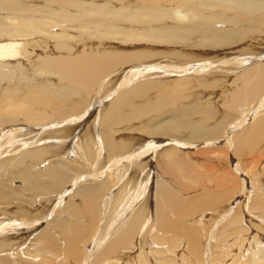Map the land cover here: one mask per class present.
<instances>
[{
  "label": "bare ground",
  "instance_id": "obj_1",
  "mask_svg": "<svg viewBox=\"0 0 264 264\" xmlns=\"http://www.w3.org/2000/svg\"><path fill=\"white\" fill-rule=\"evenodd\" d=\"M21 1L0 2V10L8 12L0 16V256H6L0 259V264H97L110 258L114 259L108 262L112 264H153V256L146 252L147 244L159 246L155 248L164 260L163 253L167 251L169 255L168 250L176 251L183 241L191 253L188 264H226L231 255V258L236 256L231 264H264L262 217V223H254L259 231L252 226L257 234L250 247L255 245L257 249L242 262L243 247L240 246L238 253H231V244L230 248L226 245L229 251L218 246L234 233H248L250 228L239 224L246 213L243 211L239 220H232V225L223 226V233H217L221 221L238 214L230 211L234 201L242 194L250 196V191L246 192L251 189L242 173L241 160L246 152L256 151L264 139V0H104L111 11L107 7H87L82 0H54L59 8L53 12L29 8L22 10L26 15L14 16ZM75 3L76 11L70 14L69 7ZM110 5L117 6L118 10ZM167 17H173L177 23L164 27L161 21ZM66 22L79 23L80 31L84 29L83 44L93 37L96 43L87 42L80 51L77 46L82 44L72 45L73 41L77 42L73 40L76 36L68 31ZM36 34L47 38V44L54 37L56 49L49 45L58 49L60 56H48V47L40 50L42 40H32ZM260 35L263 36L260 43L251 46L250 41H258ZM197 38V43L207 44L209 52L219 48L220 52L229 50L222 52L221 59L220 54L206 58L202 53L189 51L195 47L191 40ZM143 41L159 43V46L164 41L182 44L173 50L177 45L174 43L169 51L132 49L117 44ZM166 43L163 47H168ZM238 53L243 58H234ZM228 55L235 56L226 58ZM43 71L46 73L42 75ZM156 72L161 75H151ZM142 73L151 76H141L143 79L135 80L132 88L122 90ZM172 73L180 77L167 79ZM227 73L233 76L226 79ZM217 75L221 77L213 78ZM13 83H17L15 87ZM216 85L225 90L231 88L224 92L223 105H218L219 108L214 107L215 101L203 102L200 97L202 90ZM111 89L116 93L107 96ZM143 100L152 104L146 106V102L140 103ZM185 100L190 104L185 102L186 108L182 105V109H173L178 116H173V122L159 126L155 125L157 122L141 124L146 128L144 134H132L129 122L146 118L153 104L161 110ZM217 116L220 121H214ZM175 131L180 133L178 137L190 139V143L206 137L223 139V148L229 150V159H233H226L228 164L217 165L221 168L214 165L218 160L212 162L214 167L205 164L204 172L199 171L205 177H193L196 169L191 173L185 162L187 158L175 146L179 143L176 137L162 138ZM214 143L210 145L215 146ZM166 146L171 149L163 151ZM154 157L159 165L154 163ZM66 159L75 161L67 169L64 168ZM60 163L66 165L62 167ZM237 163L242 165L237 167ZM43 164L44 169L35 171L37 167L33 165ZM200 165H204L203 161ZM226 165L229 174L227 170L223 172L222 167ZM9 171V176L4 178L9 184L1 182ZM254 173L250 175L257 184L255 202L249 205L246 201V208L249 212L253 208L262 209L264 213V173ZM166 175L174 180L195 178L206 182L198 187V198L186 200ZM208 177L211 178L208 180ZM15 179L23 183L14 185ZM52 193L55 197L52 203L32 214L36 209H32L33 204L39 201L40 195ZM62 202L61 213L66 216L62 214V219L55 217L51 223L47 221L50 225L42 229ZM20 203L23 205L18 206ZM202 209H209L210 213H200ZM110 214L114 215L112 221L103 224ZM208 214L212 218L209 223L205 220ZM25 216V223L17 221L18 217ZM39 229L38 236H34ZM215 233L221 237L215 236L214 242L209 236ZM30 238L25 252L32 254L30 257L41 254L42 260L38 262L35 257H29L12 263L11 252L21 251ZM35 244L37 251L31 250ZM160 244L168 245L161 249ZM135 247L139 248L140 256H134ZM255 254H259L258 259ZM211 256L214 257L210 262ZM60 257L61 261L57 262ZM174 259L175 254L165 258L164 264H173Z\"/></svg>",
  "mask_w": 264,
  "mask_h": 264
},
{
  "label": "rangeland",
  "instance_id": "obj_2",
  "mask_svg": "<svg viewBox=\"0 0 264 264\" xmlns=\"http://www.w3.org/2000/svg\"><path fill=\"white\" fill-rule=\"evenodd\" d=\"M5 2V1H8V0H1L0 2ZM56 2H58V0H55ZM60 1H63V0H60ZM64 1H66V0H64ZM84 3H86V6L88 5L89 7H91V8H94L95 6V8H102V7H107V6H105L106 4V2L104 1V0H82ZM56 2L54 3V0H22L21 1V5H20V9L19 10H17L16 12H14V16H16L17 15V17H18V15L19 14H21V15H26V13H24L22 10L23 9H29V8H41V9H43V10H48V11H51V12H53V10H57L59 7V5L58 4H56ZM89 4H88V3ZM40 4H42V5H40ZM93 4V5H92ZM41 6V7H33V6ZM76 3H75V5H74V7H69V10H68V12L70 13V14H74L75 13V11H76ZM83 5V4H82ZM85 6V7H86ZM87 6V7H88ZM112 5H110V7H111ZM113 7V6H112ZM129 7V6H128ZM74 8H75V10H74ZM108 8V7H107ZM114 10H118L117 8V6H115L114 5ZM73 9V10H72ZM109 9V8H108ZM2 10V11H1ZM0 10V16L2 15V14H4L3 16H5V14H8V12H6L5 10H3V9H1ZM110 11H111V9H109ZM20 12V13H19ZM20 16V15H19ZM167 18H169V17H167ZM172 21V22H171ZM161 22H163V23H161ZM160 23H161V25H163L164 27H166V28H170L174 23H177V20H174L173 19V17H171V18H169V19H162V21H161ZM69 23H70V25H69ZM166 23V24H165ZM64 24H68V25H66L68 28V31L69 30H71V32H72V35L73 36H76V38L75 39H73V40H76L77 42L75 43V41H73L72 42V45L74 44H82V45H80V46H77L78 48H80V51L83 49L82 47H83V45L84 44H86L87 42H90V44H95L96 43V38L95 37H93V38H91V40H90V38H88V40L86 39L85 40V43L83 44V36H82V31H84V29L83 30H81L80 31V28H79V23L78 24H73V25H71L72 24V22H66V23H64ZM225 24V23H224ZM224 24H221V27L222 26H225ZM71 27H77L78 28V30L76 29L75 30V28H72L71 29ZM54 30V29H53ZM56 31V30H55ZM79 33V34H78ZM55 34H57L56 32H55ZM54 33H53V35H55ZM81 36V38L79 37V36ZM122 35H124L123 33H122ZM35 36V38L34 39H32L33 41H40V40H42V42H43V44L42 45H40L39 46V48L41 47V48H43V49H46V47H48V49H49V51H48V49H47V52H49L50 54H48V56L50 55V57H53V55H59L60 53L58 52V49H57V51L55 50L56 49V47L55 46H57V41L55 40V38L53 39L52 38V40L51 41H48V44H47V42H46V40H48L47 38H46V40L45 39H42V37H41V35L40 34H36V35H34ZM33 36V37H34ZM37 36H38V38H37ZM47 36V35H46ZM262 35H260L259 36V40L257 41H254V40H252V42L250 41V44H251V46H253L254 44H258V43H260V39H262L263 38V36L261 37ZM41 37V38H40ZM37 38V39H36ZM51 39V38H50ZM93 40V41H92ZM46 43H45V42ZM54 41V42H53ZM191 41H193L192 43L193 44H195V47L193 48V50H189V51H193L194 53H202V54H204L205 55V57L206 58H211V57H213V56H215V55H218V54H220L221 56H219V59H221V58H223V55H222V52L224 53V52H226L227 51V49L229 50V48H227V49H224V50H222V52H220V48L219 49H215V50H212V51H207L206 49H207V44L206 43H197V41H199V39L197 38V39H194V40H191ZM53 42V43H52ZM81 42V43H80ZM167 41H164V42H161L162 44V46H159L160 44L159 43H151V42H146V41H143V42H135V43H121V42H117V44H118V46H128V47H131L132 49H150V48H157V49H159V50H166V51H169V49H170V47L172 46V45H175V44H177L175 47L173 46V50L174 49H178L179 47H178V45H181L182 43L181 42H178V41H175L174 43H170V42H168V44L166 43ZM39 43V42H38ZM56 43V44H55ZM121 43V44H120ZM141 43V44H140ZM166 43V45L168 46V47H163V45ZM180 43V44H179ZM49 44H51V46H53L54 48L52 49V47H50V45ZM157 44V45H156ZM37 45V44H36ZM98 45V44H97ZM132 45H134V46H132ZM203 45V46H202ZM112 46H116V44H113ZM45 47V48H44ZM76 47V46H75ZM204 47V48H203ZM242 47H245V46H242ZM41 48H40V50H41ZM51 48V49H50ZM164 48V49H163ZM248 48V47H247ZM171 49V50H172ZM209 49H211V48H209ZM199 50H202V51H199ZM206 50V51H205ZM45 51V50H44ZM196 51V52H195ZM206 53H205V52ZM207 52L209 53V54H207ZM55 53V54H54ZM77 53H79V52H77ZM60 56V55H59ZM235 55H228V56H226V58H233ZM243 55L242 54H240V53H238L234 58H243L242 57ZM225 58V57H224ZM214 59V58H213ZM209 60H212V59H209ZM233 61H234V59H233ZM203 63H205V61H202ZM212 62V61H211ZM41 64H42V62H40V66H41ZM166 65H167V63H165ZM216 64V63H215ZM24 65V64H23ZM169 66L171 65V64H168ZM38 66L39 65H37L36 66V68H38ZM232 66V65H231ZM230 66V67H231ZM42 67V66H41ZM123 67H126V65L125 66H123ZM40 68V67H39ZM43 68V67H42ZM34 72V70L32 71V73ZM44 73H42V75L43 74H45L46 72L45 71H43ZM192 72H189V74H191ZM147 73H142L141 75H137V76H135V77H133V80H132V84H128V85H126V87L124 88V89H122V90H125V91H127L128 89H130V88H132V85H136V83H134L135 82V80L137 81V79H143V78H146V77H150L151 75L152 76H159V75H161V74H157V72L156 73H151V75H146ZM148 74H150L149 72H148ZM172 75V76H171ZM169 77L167 76V79H176V78H179L180 77V75H178V74H171ZM228 77H225L226 79L228 78H231V77H229V76H231L232 74H229V73H227L226 74ZM139 76V77H138ZM141 76L143 77V78H141ZM233 76V75H232ZM214 77H221V76H213V78ZM45 80V79H44ZM40 83L41 82H43V81H39ZM134 83V84H133ZM14 84V83H13ZM15 84H17V83H15ZM15 84L14 85H12V87H15ZM213 90H212V89ZM211 88H209V89H207V90H202V95H200V97L202 98V101L203 102H208V103H213L214 101H215V103H217V105H215L214 107H216V108H219V106H222L223 105V102H222V98H223V96L225 95V93L224 92H227V90H230V89H227V90H225L224 88H223V86L220 88V86H218V85H216V86H214V87H211ZM216 88V89H215ZM122 90H120V91H122ZM225 90V91H224ZM113 91V92H112ZM205 91H206V93H205ZM208 91V92H207ZM222 91V92H221ZM116 92H114V89L112 90H110V91H108L106 94H107V96L108 95H114ZM118 93V92H117ZM222 93V94H221ZM229 93V92H228ZM197 94V93H196ZM204 95V96H203ZM206 95V96H205ZM222 97V98H221ZM111 100V98H109V99H107L106 101H110ZM207 100V101H206ZM221 100V101H220ZM144 101V100H143ZM141 101L140 103H145L146 101ZM220 101V102H219ZM185 102H187L186 104L187 105H189L190 103H189V100H185V101H183L182 103H175L176 105H169V106H167V108L165 107V109H161V110H158V109H156L157 108V105L156 104H153V106H152V109H155V110H153V111H151L150 110V113H149V115L148 116H146V118H145V116H144V118H142V120L141 121H135V123L134 122H132V123H130L129 122V124H131L130 125V128H132L133 129V132L132 131H130V132H132V134L133 133H140L141 135H143L144 134V131L146 130V128H144V127H141L142 125L141 124H147V125H153V124H155L156 122V124L155 125H157V126H159V125H161V124H166L167 122H173L174 120V117H178L176 114H174V110H175V108L177 107V109H182L183 108V106L185 105ZM147 103V105L146 106H150V104H152V102L151 103H149L148 101L146 102ZM192 104H194L195 106H197V104H195V102L194 103H192ZM183 105V106H182ZM219 105V106H218ZM107 106V105H106ZM171 106V107H170ZM174 106V107H173ZM148 108V107H147ZM184 108H186V106H184ZM174 109V110H173ZM158 112V113H157ZM162 113V114H160V113ZM173 112V113H172ZM156 113V114H155ZM174 116V117H173ZM197 116L194 114L193 116H192V118H196ZM221 117H223V116H221ZM157 118V119H156ZM216 118H218L217 120H214V121H220L221 120V118H220V116L218 117H216ZM156 119V120H155ZM159 119H161V120H159ZM152 120H154V121H152ZM160 122H159V121ZM159 122V123H158ZM215 123V122H214ZM250 123V122H249ZM248 123V124H249ZM129 124L128 125H126V124H124V126L125 127H127V126H129ZM247 124H245V126H246ZM132 126V127H131ZM134 126H138L137 128L135 127L134 128ZM146 126V125H145ZM156 126V127H157ZM139 127H141V130H140V128ZM163 127V126H162ZM122 128V127H121ZM123 130H125V128H122ZM127 133H129V131H127ZM130 134V133H129ZM161 134V133H160ZM171 134V135H170ZM170 134H165V135H163L162 136V138H163V140H167L168 138H175L176 137V140L179 142L178 144H176L175 146H178V147H180V151L183 153L182 155L185 157V158H187V160L185 161L187 164H189V166L188 167H190V171H191V173H193L195 170L194 169H196V171L194 172V174H193V177H194V175H196V176H200V178H204L203 176H201L200 175V172L199 171H203V168L204 167H206V166H208V167H210L213 163H215L217 160H218V162H216L214 165H216V168L217 167H220L221 168V166H217V165H219V164H222V165H224V163H226V164H228L227 163V160H229V161H231L233 158H231V160L229 159V156H230V154L228 153V151L229 150H225L223 147H224V143H225V141L222 139V140H219V141H217L218 139L217 138H210V137H206V138H203V139H198V140H192V143H190L189 142V140L190 139H187V137L185 138L184 136L183 137H178L179 135H180V133H178V134H176V131L175 132H170ZM131 135V134H130ZM162 135V134H161ZM170 135V136H169ZM168 137V138H165V137ZM209 138H210V141H209ZM185 139H187V140H185ZM205 139H207V141L205 140ZM170 140V139H169ZM211 140H214V141H211ZM264 140V139H263ZM263 140H261L260 142H259V144H258V146L256 147V151H254V152H246L245 154L247 155H243V156H245V157H242V160H241V162H243L242 164L244 165V167L242 168L243 169V171L244 172H242L243 174H245V179H247L246 181H249V182H247V185H248V189H251V190H247L246 192H248V191H250V196H249V194H242L240 197H238L237 199H236V201H234V203H233V205H234V207L232 208V210L230 209V211H232L231 213H238L236 216L234 215L232 218L231 217H227V218H225L223 221H221V227H220V224H219V228H218V230H217V233L218 234H221V233H223L224 232V227L223 226H225V227H227V226H229V225H232V220H234V221H236V220H239L240 218H241V215H243V211L246 213L245 215H243V218H242V220L241 221H239L240 223L239 224H241V225H244V226H246V227H248V228H250L247 232V234H244V232L242 231V232H240V235H238L237 233H234L232 236H231V238H228V240H227V242L225 241V243H223V245L222 246H218L219 248L221 247L222 249H225L226 251H229V249L227 248V246L228 245H230L231 247L233 246V248H230L229 246V248L231 249L230 251H231V253H238L239 252V248H240V246L241 247H243L244 249L243 250H245L244 251V255L242 256V258H241V262L243 261V260H245V257L250 253V252H252L254 249H257V247L254 245V246H252V247H250V242H251V240L253 239V237H255L256 236V234H257V231H255V230H253L252 228V226H254V229L256 228V230H258L259 229V226H257V225H255L256 223H262V221L260 220V217H262V220H263V224H264V213H263V211H262V209H257V208H253V210L251 211V212H249V211H247V208H246V204L247 203H245L246 201H249L250 202V204L249 205H253V203L255 202V191L254 190H256V188H257V184H255L256 182H254L253 181V176L252 175H250L251 174V172L253 171V174H255L254 173V171H259V173H264V152H262V151H264V141ZM191 141V140H190ZM200 141V142H199ZM213 142H215L214 144H215V146H211L210 144H212ZM190 143V144H189ZM168 144H170V142L168 141ZM174 144V143H173ZM183 144H186L188 147H182L181 148V145H183ZM167 145V144H166ZM263 145V146H262ZM216 146H217V148H216ZM260 146H261V148H260ZM220 147V148H219ZM226 147V146H225ZM197 148H198V150H197ZM167 149H171V147H168V146H166L165 148H164V150L163 151H165V150H167ZM174 149H176V148H174ZM183 149V150H182ZM214 149L216 150V151H219L220 150V152L218 153V152H216V151H214ZM228 149V148H227ZM201 150H204V151H201ZM262 150V151H261ZM162 151V152H163ZM188 151V152H187ZM190 151V152H189ZM194 151V152H193ZM200 151H201V153H200ZM192 152V153H191ZM196 152V154H194ZM203 152V153H202ZM224 152H226V154H223ZM262 152V153H261ZM217 153V154H216ZM223 155H222V154ZM252 153H254V154H252ZM219 154H221L222 156H220ZM251 154H252V156H251ZM258 155V159H256V155ZM201 155H203V156H201ZM219 156H220V158H219ZM223 156H224V158L225 159H223ZM227 156V157H226ZM256 156V157H255ZM101 157V156H100ZM100 157H99V159H100ZM232 157V156H231ZM262 157V158H261ZM160 158V157H159ZM162 158V157H161ZM219 158V159H218ZM206 159V160H205ZM215 159V160H214ZM222 159V160H221ZM227 159V160H226ZM53 160H55L54 162H58V159H53ZM67 161L66 162H64V163H66L65 165L67 166H65L63 163H60L59 165H62V167H63V165L65 166L64 168H68V167H70L71 165L70 164H73L75 161H71V159H66ZM72 160H74L73 158H72ZM195 160V161H194ZM225 162H224V161ZM235 160V159H234ZM71 161V162H70ZM154 163H156V165H159L158 164V161H157V158H155L154 157ZM192 161V163H190ZM202 161H203V166H201L200 164H202ZM205 161V162H204ZM207 162V163H206ZM213 162V163H212ZM255 162V163H254ZM257 162V163H256ZM195 163H197L196 165H195ZM254 163V164H253ZM34 164V163H33ZM205 164H206V166H205ZM242 164H240V163H237V167H240ZM27 165H28V162H27ZM26 165V166H27ZM36 165H38V164H36ZM36 165H33L34 166V168L35 167H37V168H35V171H37L36 169H44V166H45V164H43L42 166H36ZM47 166H49V165H51L50 163H47L46 164ZM195 165V166H194ZM187 166H185L186 168H188ZM29 167V166H28ZM158 167V166H157ZM195 167V168H194ZM212 167H214L213 165H212ZM228 167L229 166H225V167H222V169L224 170L223 172H225L226 170H227V173L226 174H229V172H228ZM253 167H255V168H253ZM159 168V167H158ZM215 168V169H216ZM235 169H236V167H234ZM259 168V169H258ZM10 169V168H9ZM13 169H17L16 168V166H14L13 167ZM160 169V168H159ZM214 169V171H217V170H215ZM219 169V168H218ZM194 170V171H193ZM205 170V169H204ZM71 171V170H70ZM71 172H73V171H71ZM204 172V171H203ZM9 173H10V171L8 172V175L6 174L1 180V182H3L5 179L4 178H7L8 176H9ZM232 174V173H231ZM248 174V175H247ZM130 175V174H129ZM167 176V178H169V179H171V181L174 183H172L173 185H174V187L176 188V189H179L180 191H182L183 192V195H184V199H186V200H190V199H192V198H198L199 196H198V194L196 193V192H198L200 189H198V187H201L202 185H203V183H205L206 181V179H199V181H201V183L199 184L198 182L199 181H197L195 178H193V180H191L190 178H183V179H185V180H182L181 178H177V180L175 179H173V177L172 176H170V175H166ZM235 176V174L233 175V177ZM262 176H264V174L262 175ZM131 178V180L133 179L132 178V176H130ZM211 177H208V180L210 179ZM197 181H195V180ZM244 179V180H245ZM180 180V181H179ZM15 181H17V182H15ZM15 181L13 182L14 183V185L15 184H17V185H21L22 183H23V181L22 180H20V179H15ZM87 181V180H86ZM92 181V180H91ZM182 181V182H181ZM195 181V182H194ZM192 182V183H191ZM251 182L253 183V184H251ZM4 183H7V184H9V180H7V181H4ZM136 183V182H135ZM135 183H134V186L135 187H137V189H139V186H136L135 185ZM249 183V184H248ZM182 184V185H181ZM212 184V183H211ZM251 184V185H250ZM0 186H1V184H0ZM185 186H187V187H185ZM253 187V188H252ZM261 191H262V189H261ZM190 192V193H189ZM13 194H15V195H17L16 193H14L13 192ZM195 196H194V195ZM253 194V195H252ZM51 195H53V193L52 194H49V195H40V199H39V201H35L34 202V204L33 205H35L32 209H35V210H33L32 211V214H34L35 213V211H38V210H40L41 209V207L42 206H45V205H49V203L51 204L52 203V201L54 200V198L55 197H52ZM193 195V196H192ZM244 195V196H243ZM39 196V195H38ZM38 196H36L37 198L36 199H38ZM249 196V197H248ZM191 197V198H190ZM52 198V199H51ZM49 201V202H47V200ZM239 199V200H238ZM46 200V201H45ZM238 200V201H237ZM38 202H40V203H38ZM24 203H25V201H24ZM47 203V204H46ZM42 204V205H41ZM63 204H64V202H62V204H61V206L59 207V208H61V209H59L58 208V210H55L54 211V213L52 214V216L48 219V220H46V222L41 226V228L42 229H44V226L46 227V226H48V225H50V223L52 222V221H54L56 218L58 219L59 217L62 219V218H64V216H66V214L65 213H61V210L63 209ZM241 204V205H240ZM243 204L245 205L244 206V208H243ZM23 205V203H20V205H18V206H22ZM29 205V204H28ZM16 206H17V204H16ZM24 206H27V205H24ZM225 206V205H224ZM240 206H242V211L241 212H239V207ZM24 208V207H23ZM125 208V207H124ZM123 208V209H124ZM241 208V207H240ZM209 209H207V210H204V209H202L201 211H200V213H210L209 211H208ZM260 212H259V211ZM258 212V213H257ZM64 216H63V215ZM199 215V213H197L196 214V216H198ZM211 214H208L206 217H205V220L207 221V223H209V221L210 222H212V218H210L211 216H210ZM222 215V214H221ZM54 216V217H53ZM111 216V217H110ZM110 216H108V217H106L105 218V220H103V224H107V223H110L111 221H112V219L111 218H114L113 216V214H110ZM195 216V217H196ZM56 217V218H55ZM194 217V218H195ZM207 218V219H206ZM209 218V219H208ZM229 218H231L229 221H228V219ZM234 218V219H233ZM22 219V220H21ZM25 219V220H24ZM28 219H32L31 217L30 218H28ZM51 219V220H50ZM17 221H20V222H24V221H27V217L25 216V217H18L17 218ZM47 221H49L50 223L49 224H47L48 222ZM231 221V222H230ZM227 223L226 225H224V223ZM230 222V223H229ZM25 223V222H24ZM229 223V224H228ZM255 223V224H254ZM46 224V225H45ZM223 224V225H222ZM29 229V228H28ZM25 230V229H24ZM27 230V229H26ZM40 229L37 231V234H35L34 236H38V234L40 233ZM259 231V230H258ZM217 233H215V234H213V235H210V236H212L211 238H210V236H209V239L210 240H213L214 242H215V240L216 239H213V238H215V236L217 237H221V235H217ZM245 235V236H244ZM248 235V236H247ZM214 236V237H213ZM243 236V237H242ZM249 237H250V240H249ZM239 238V239H238ZM2 239V238H1ZM218 239V238H217ZM245 239V240H244ZM6 240V239H5ZM31 240H32V238H30L29 239V241H28V243L27 244H25V245H22L23 246V248L21 249V251L20 250H18V251H20L19 252V254H17L18 253V251H13V252H11V256H10V258H12V259H10L11 261H12V263L14 262H16V261H18V262H20V261H24V260H28L27 258H29L30 257V255H32V254H30V253H28V252H25V250L27 251V247H29V245H30V242H31ZM234 240V241H233ZM243 240V241H242ZM7 241V240H6ZM240 242V243H239ZM219 243H221V242H219ZM243 243V244H242ZM245 243V244H244ZM248 243V244H247ZM151 243H149V244H147L148 245V248L146 249V252H147V254H150V255H152L153 257V261H154V263L153 264H164V262L166 261L165 260V258L167 259L169 256H172V255H174L175 254V259H174V261H173V264H188L187 262L188 261H191L190 259H191V253L187 250V244H185V242L183 241L182 242V244H181V246L180 247H178L177 249H176V251H172V250H168V252H170L169 253V255H168V253H167V251L165 252V253H163V259L164 260H161L162 259V253H161V255L159 254V252H157V251H160L159 249H156L155 247H159V246H157V245H155V244H153L152 246L150 245ZM232 244H234V245H232ZM247 244V245H246ZM146 245V246H147ZM161 246V249H166V246L165 245H168V244H160ZM227 245V246H226ZM243 245V246H242ZM226 246V247H225ZM235 246V247H234ZM263 246H264V244H263ZM218 247H217V251L218 250H220V249H218ZM31 250H33V251H37L36 250V248H37V245L35 244V245H32L31 246ZM234 248H235V250H234ZM135 249V250H134ZM133 250H132V252L134 253V256H138L139 255V253H140V251H139V248H138V250H137V247H135ZM173 249V248H172ZM228 249V250H227ZM232 249L234 250V251H232ZM241 249V248H240ZM186 250V251H185ZM243 250H241L242 252H243ZM139 251V252H138ZM153 251H154V253H153ZM255 251V250H254ZM258 251V250H257ZM149 252V253H148ZM14 253V254H13ZM257 253V252H256ZM127 254H129L128 252H127ZM136 254V255H135ZM6 255H8L7 253H6ZM39 255V256H38ZM38 255H36V256H34L35 257V261H38V262H40L41 260H42V257H41V254H38ZM221 255L222 254H220V257H221ZM237 255V254H236ZM256 255V258L258 259V256H259V254H255ZM140 256V255H139ZM157 256V257H156ZM165 256V257H164ZM168 256V257H167ZM204 257L203 258H205V254L203 255ZM227 256V255H226ZM260 256H261V254H260ZM4 257H6V256H4ZM3 256H0V259H3L4 258ZM33 256H31L30 258H34ZM62 258H63V256H61ZM61 257L59 258V261L57 260V262H60L61 261ZM156 257V258H155ZM182 257V258H181ZM213 257L214 256H211V258H210V262H211V260H213ZM228 257V256H227ZM230 257V261L229 262H227L226 264H231V262L232 261H234V258L236 257H233V258H231L232 257V255L231 256H229ZM22 258V259H21ZM185 258V259H184ZM24 259V260H23ZM183 259V260H182ZM197 259V258H196ZM113 261L114 259H109V260H107V261H102V260H100L99 262H96L97 264L98 263H100V264H112V263H108V262H111V261ZM180 260V261H179ZM182 260V261H181ZM186 260V261H185ZM1 261V260H0ZM183 261H185V262H183ZM193 262V261H192ZM192 264V263H191Z\"/></svg>",
  "mask_w": 264,
  "mask_h": 264
}]
</instances>
